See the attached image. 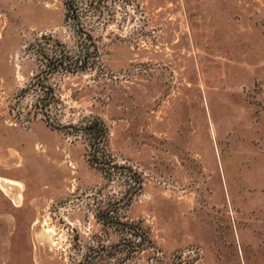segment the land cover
<instances>
[{"label": "rangeland", "instance_id": "obj_1", "mask_svg": "<svg viewBox=\"0 0 264 264\" xmlns=\"http://www.w3.org/2000/svg\"><path fill=\"white\" fill-rule=\"evenodd\" d=\"M0 264H264V0H0Z\"/></svg>", "mask_w": 264, "mask_h": 264}, {"label": "trees", "instance_id": "obj_2", "mask_svg": "<svg viewBox=\"0 0 264 264\" xmlns=\"http://www.w3.org/2000/svg\"><path fill=\"white\" fill-rule=\"evenodd\" d=\"M97 129V124H94V126H89L88 128H86V131H90V132H93V131H95ZM99 129H100V135H102L103 136V134H104V130H103V128L101 127H99ZM139 235H141V236H143V237H145V235H143L142 233L141 234H139Z\"/></svg>", "mask_w": 264, "mask_h": 264}]
</instances>
